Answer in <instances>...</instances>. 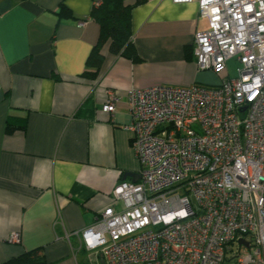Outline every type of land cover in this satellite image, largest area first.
<instances>
[{
	"label": "crops",
	"instance_id": "0c3cea01",
	"mask_svg": "<svg viewBox=\"0 0 264 264\" xmlns=\"http://www.w3.org/2000/svg\"><path fill=\"white\" fill-rule=\"evenodd\" d=\"M95 1L0 0V263L41 247L46 264H106L81 232L120 208L114 186L140 171L125 97L112 115L101 111L107 89L215 87L236 76L234 59L217 73L197 69L194 37L207 20L196 2L122 0L127 57L110 38L98 43Z\"/></svg>",
	"mask_w": 264,
	"mask_h": 264
},
{
	"label": "built area",
	"instance_id": "2783aa9c",
	"mask_svg": "<svg viewBox=\"0 0 264 264\" xmlns=\"http://www.w3.org/2000/svg\"><path fill=\"white\" fill-rule=\"evenodd\" d=\"M172 1L196 2L207 20L197 69L234 59L236 76L105 91L109 116L125 97L140 171L81 237L106 264H223L233 244L238 264H264V0Z\"/></svg>",
	"mask_w": 264,
	"mask_h": 264
},
{
	"label": "trees",
	"instance_id": "16d2710c",
	"mask_svg": "<svg viewBox=\"0 0 264 264\" xmlns=\"http://www.w3.org/2000/svg\"><path fill=\"white\" fill-rule=\"evenodd\" d=\"M99 24V40L102 42L106 38H110V50L119 55L131 57L132 44L129 30V7L123 4L122 0H100L98 5L94 6L91 14ZM97 46L93 50V54L98 56ZM7 131H11V126L6 127ZM0 264H46L41 247H37L21 253Z\"/></svg>",
	"mask_w": 264,
	"mask_h": 264
},
{
	"label": "rangeland",
	"instance_id": "374dc122",
	"mask_svg": "<svg viewBox=\"0 0 264 264\" xmlns=\"http://www.w3.org/2000/svg\"><path fill=\"white\" fill-rule=\"evenodd\" d=\"M236 65L237 64H236V62L234 60H231V62H229V67H231V69L235 70ZM200 71L216 73V72H214L212 70H200ZM237 246H238V244H233L230 247V250H228L226 252V258H225V261H224L223 264H238L237 261H236L237 257H235Z\"/></svg>",
	"mask_w": 264,
	"mask_h": 264
},
{
	"label": "water",
	"instance_id": "95a60500",
	"mask_svg": "<svg viewBox=\"0 0 264 264\" xmlns=\"http://www.w3.org/2000/svg\"><path fill=\"white\" fill-rule=\"evenodd\" d=\"M240 241H242V240H240Z\"/></svg>",
	"mask_w": 264,
	"mask_h": 264
}]
</instances>
